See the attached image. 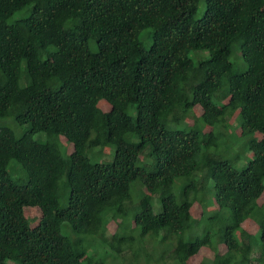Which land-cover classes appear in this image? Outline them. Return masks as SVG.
Returning a JSON list of instances; mask_svg holds the SVG:
<instances>
[{"label": "trees", "instance_id": "trees-1", "mask_svg": "<svg viewBox=\"0 0 264 264\" xmlns=\"http://www.w3.org/2000/svg\"><path fill=\"white\" fill-rule=\"evenodd\" d=\"M4 118L28 127L0 125V264H106L85 236L113 259L264 264V0H0Z\"/></svg>", "mask_w": 264, "mask_h": 264}, {"label": "rangeland", "instance_id": "rangeland-1", "mask_svg": "<svg viewBox=\"0 0 264 264\" xmlns=\"http://www.w3.org/2000/svg\"><path fill=\"white\" fill-rule=\"evenodd\" d=\"M203 7H204V5L201 3L199 5L197 11L194 13V16L196 18L201 14V12L203 10ZM146 45H148V43ZM234 57L236 58V56H233L232 59H235ZM246 66H247V64L245 62L242 63V64H239V66H238V64H236L234 66L233 70H235V69L240 70V69L245 68ZM219 102L222 103L223 101L219 100ZM108 106L109 105L107 103H105V104L103 103V105H102V107H105V109H107ZM200 114H201V111H200V109L198 107L197 108L195 107V108L191 109L190 113L188 114V117L185 118L183 120V122L178 123L177 126L186 127L185 124H190V125L193 124V127L194 126H196V127L197 126H202L203 123H202L201 120L197 121L196 123L194 121V117L197 118ZM230 123H231L232 126L228 129V134H229L230 137L231 136L235 137L236 133L237 134L239 133V129L237 128L235 121L232 120V121H230ZM0 125H5V126L11 128L13 133L16 136L20 135L28 127L26 124L25 125H19V124L15 123L12 120V118L0 119ZM33 137L41 139V140H45V134H43L42 132L33 134ZM60 143H61V145L63 147V151H64L65 154H69L71 152V150L73 149L72 143L70 141L66 140L63 136L60 137ZM231 147H232V149L231 148L229 149L228 156L229 155H233L236 152H240V150L237 147H234V146H231ZM108 150L109 149H105L103 153H105V152H106V154L110 153V151H108ZM245 152H246V156H248L249 152L248 151H245ZM106 154H103V155L106 156ZM99 158L101 159V158H103V156L99 157ZM244 162H245V160H241V161L238 162V165L241 166ZM8 170H9V173H10L11 177L13 179H15L18 183H23L25 181V178H26L25 172L22 170V168H21V166H20V164L18 162L11 161V163L8 166ZM141 189H142V187L139 184V182H135V184L132 185V190H131L132 196L135 198L140 193ZM154 203L156 204V207L154 208V211L156 212L158 210V206H157L156 201ZM61 205H65V203L62 200H61ZM24 213H25V215H26V217H27V219H28V221H29V223L31 225H34V224L39 222V220H40V212H39V209L37 207L28 206V207L25 208ZM130 216L132 217V214H130ZM118 219L119 220H124L123 218L122 219L118 218ZM125 222H128V220L125 221ZM131 226H132L131 222H129V225H128V223H126L124 225L125 228L123 229V232L127 233V234H130V233L133 234L134 240L136 242L137 239H140L139 230L135 229L134 231H131V228H130ZM196 226H199L201 228V230L204 229V227H208L209 231L212 234L211 235L212 241L215 240L216 236L214 235V232L217 230L218 222L210 223V220H208V219L206 220L204 218L203 220L200 219L199 220V224L196 225ZM115 228H116V222L111 221L108 224V227H107V234L108 235L112 234L113 231L115 230ZM246 228H247V226H246ZM61 232L67 237H72L74 235L70 231L68 225L65 224V223L61 227ZM84 238H85V242L86 243L91 244L89 246L88 254L91 256V258L93 259L94 262L99 260V259H103L106 264H127V262L130 261V260H132L131 264H160V263H157L155 261H152V259H149L151 255L147 254V252H146L147 250L145 251L143 249H138L137 254H135V253L133 254L134 256L130 255L129 252H124L117 259H113L112 255H108L109 254V252L107 251L108 248L104 247L103 243H100L97 240H95V241L93 240V244H92V242H91V240L93 239L92 236H85ZM148 238H149V236H146L145 238L143 237L144 241H142L140 243L145 242V240L147 241ZM158 241L161 242V238L160 237H158ZM144 245H146L149 250L152 248V244H151V242L149 240ZM154 245H158V243L157 244L154 243ZM138 246H139V244H138ZM139 248H140V246H139ZM217 250H218V253H223L226 249H225L224 246H222V244H218L217 245ZM213 251H214L213 249L210 250L207 246H203L200 249L199 255L200 256L212 257L213 256ZM154 257H158L157 253H155ZM7 263L8 264H14L12 261H8ZM92 264H94V263H92ZM166 264H173V262H172V260L169 259L166 262Z\"/></svg>", "mask_w": 264, "mask_h": 264}]
</instances>
